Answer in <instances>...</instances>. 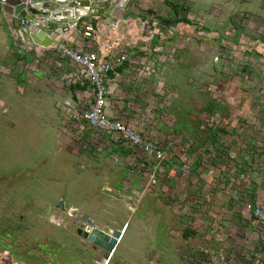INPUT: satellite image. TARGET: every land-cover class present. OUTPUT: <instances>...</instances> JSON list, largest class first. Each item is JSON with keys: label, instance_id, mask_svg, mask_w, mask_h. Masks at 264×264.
Here are the masks:
<instances>
[{"label": "rangeland", "instance_id": "374dc122", "mask_svg": "<svg viewBox=\"0 0 264 264\" xmlns=\"http://www.w3.org/2000/svg\"><path fill=\"white\" fill-rule=\"evenodd\" d=\"M118 19L131 66L163 74L166 107L120 118L161 144L158 168L76 120L92 99L81 67L59 44L24 61L0 4V41L13 44L0 54V264H254L264 254V225L248 209L264 204V0H128ZM86 219L125 228L105 263Z\"/></svg>", "mask_w": 264, "mask_h": 264}, {"label": "crops", "instance_id": "0c3cea01", "mask_svg": "<svg viewBox=\"0 0 264 264\" xmlns=\"http://www.w3.org/2000/svg\"><path fill=\"white\" fill-rule=\"evenodd\" d=\"M95 33L93 38L86 39L83 35V29L81 23L74 21L71 25L64 27L63 29L56 30L55 32L50 33V36L54 39V44L49 47H43L33 42L30 34L27 35L16 21V26L23 31V41L18 43L14 38L13 42L17 48V52H24L25 55H22L24 61L29 62L33 59L29 52H47L53 46H57L60 43H65L69 47H73V44H78L76 48L85 49L87 51L93 50L99 53L101 57H112L117 54H126V49L129 45L123 39L115 38V31L118 28V24L121 22V19H118L117 23L111 16L91 14L85 17V20L95 19ZM116 23V24H115ZM10 34L13 33L10 31ZM3 40L0 41V54L6 56L7 50L10 49L11 44L4 34ZM85 39V40H84ZM32 40V41H31ZM81 44L84 47H81ZM3 45V46H2ZM5 49L4 50H2ZM133 49V48H132ZM29 54V55H28ZM18 56V55H17ZM128 56V55H127ZM134 59V58H133ZM137 63L142 64L144 60L134 59ZM130 68V69H129ZM118 71L112 72L108 75L107 84L110 89L109 95V107L107 113L111 118L121 120H132L134 117L135 111H141V107H145L146 111L151 112V107H166L167 100L164 98L165 84L163 82V77L160 74L150 72L152 70L145 67L149 71H145L141 68L140 65L136 67L131 66V63L127 61L118 67ZM137 69V71H133ZM154 71V70H153ZM74 85V94L79 95V91L84 90L86 87L92 89L90 82L87 80V85L85 88L81 83H75ZM73 94V97L75 95ZM77 97V96H76ZM140 114V113H139ZM150 117V115H149ZM151 116L150 118H153ZM148 118V119H150ZM162 126L157 125V131L160 130ZM139 133V132H138ZM166 135V131H164ZM155 141V140H154ZM156 142V141H155ZM161 145V144H160Z\"/></svg>", "mask_w": 264, "mask_h": 264}, {"label": "water", "instance_id": "95a60500", "mask_svg": "<svg viewBox=\"0 0 264 264\" xmlns=\"http://www.w3.org/2000/svg\"><path fill=\"white\" fill-rule=\"evenodd\" d=\"M128 0H8L1 4L12 37L23 41V31L16 26V21L30 34L33 42L43 47L54 44L50 33L71 25L74 21L81 23L87 15L98 14L111 16L114 20L124 12ZM31 40V41H32ZM88 230L83 233L90 242L106 250V258L114 252L123 235L122 229L104 228L94 225L86 219Z\"/></svg>", "mask_w": 264, "mask_h": 264}, {"label": "built area", "instance_id": "2783aa9c", "mask_svg": "<svg viewBox=\"0 0 264 264\" xmlns=\"http://www.w3.org/2000/svg\"><path fill=\"white\" fill-rule=\"evenodd\" d=\"M7 1L0 0V4ZM81 27L86 39L93 38L95 26L91 20L84 19L81 22ZM57 47L81 67V71L84 74V77L82 76L83 80H88L92 86L91 103L85 110L74 115L76 120L82 125L104 130L110 134H118L135 149L142 150V154L147 159L152 158L155 161V167L158 168L165 160L163 147L153 139L143 137V135L127 126L123 121L111 118L107 113L110 95V89L107 84L108 75L116 72L118 67L127 61V55L117 54L105 58L101 57L96 51H85L81 48L69 47L65 43H60ZM248 209L264 225V204H249ZM254 264H264V254L260 255Z\"/></svg>", "mask_w": 264, "mask_h": 264}, {"label": "trees", "instance_id": "16d2710c", "mask_svg": "<svg viewBox=\"0 0 264 264\" xmlns=\"http://www.w3.org/2000/svg\"><path fill=\"white\" fill-rule=\"evenodd\" d=\"M178 21H180V19L178 20ZM165 23H171V21H165ZM119 69H117V71H118ZM77 86V85H76ZM72 88L74 89L75 87H74V85H72ZM254 218H255V216H254Z\"/></svg>", "mask_w": 264, "mask_h": 264}, {"label": "flooded vegetation", "instance_id": "af4514ba", "mask_svg": "<svg viewBox=\"0 0 264 264\" xmlns=\"http://www.w3.org/2000/svg\"><path fill=\"white\" fill-rule=\"evenodd\" d=\"M88 223V222H87ZM89 224V223H88Z\"/></svg>", "mask_w": 264, "mask_h": 264}]
</instances>
